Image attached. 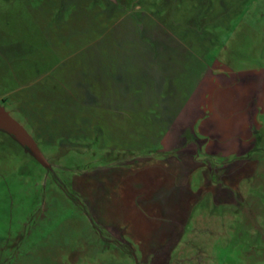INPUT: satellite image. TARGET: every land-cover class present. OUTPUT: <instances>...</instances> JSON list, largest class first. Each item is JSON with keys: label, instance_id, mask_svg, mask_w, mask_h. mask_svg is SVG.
<instances>
[{"label": "rangeland", "instance_id": "rangeland-1", "mask_svg": "<svg viewBox=\"0 0 264 264\" xmlns=\"http://www.w3.org/2000/svg\"><path fill=\"white\" fill-rule=\"evenodd\" d=\"M77 1L83 7L89 0ZM90 6L89 17L76 22L84 33L88 25L96 29L95 37L81 33L82 42L102 36L92 54L63 61V52L38 32L42 12H28L22 0H0V43L12 38L31 48V79L41 85L109 82L114 94L133 97L125 108L130 116L141 90L144 112L129 118L141 128L123 134L127 145L104 151V131L95 140L79 139L87 131L60 130L53 107L46 128L30 131L0 100L48 163L41 166L0 131V264H264V0H95ZM190 62V75H172ZM178 78L175 92L170 81ZM189 85L192 124L168 132L180 142L184 137V145L171 146L157 129L165 123L163 107L184 101L176 94ZM158 160L167 162L161 171L179 187L188 186L193 171L190 207L177 213L184 217L171 234L164 226L135 242L119 204L90 210L88 187L99 186L100 168L129 173Z\"/></svg>", "mask_w": 264, "mask_h": 264}, {"label": "crops", "instance_id": "crops-1", "mask_svg": "<svg viewBox=\"0 0 264 264\" xmlns=\"http://www.w3.org/2000/svg\"><path fill=\"white\" fill-rule=\"evenodd\" d=\"M62 1L22 0V4L23 9L28 10V12L33 13L34 9L42 12L35 18L39 26L42 23L38 32L43 36L45 35V40H49V43L57 51L63 52V61L70 60V56H77L76 54H80L81 51H85L86 54H89V52L92 54V51L98 49V45L103 38L100 36L99 42L98 39L93 42H82L81 38H79L81 37V33L83 36L89 34L95 37L96 29H91L88 25V31L84 33L76 21L79 17L85 19L89 17L90 5L92 4L93 7L95 0H89L83 7L77 0H65V3H62ZM31 3L35 5L31 6ZM16 42L19 41L8 38L4 44L0 43V100L3 102L7 99L4 102L8 108L14 113L20 114L22 121L30 131L44 130L46 128V123H50V116H48L50 107L57 109L58 113L60 112L59 118H62V123L59 124L61 126L60 130L69 133H76L81 130L87 131L84 134L77 133L76 135L79 139L95 140L98 137V133L96 132L98 130L104 131L105 134L102 137L108 139V142L106 141L100 145L104 151L115 146L127 145L125 142L128 132L137 131L141 128L138 126V123L130 124L131 122L129 121L130 117L137 116L140 111L141 115L144 112V103L142 105V101H139L142 98L141 93H143L141 90H138L136 94L134 93L136 108L132 109L134 111L130 110L132 113V116H130V112H127L125 108L130 104L128 99H132L133 97L129 98V95L127 96L125 93L120 95L119 93L114 94L109 82L98 80V83L97 81L93 82V80H90L87 87L82 86V83L71 87L62 82L41 85L38 81L31 79L30 73L33 68L32 59L29 57V52L32 51L31 48L29 50V46L26 44L19 45L20 43ZM91 59H93L91 56L85 58V60ZM193 66L191 62L189 64L184 63L180 72L177 73L176 71L172 75L177 77L179 75V77L190 75L193 71ZM159 68H161V65ZM200 72L198 71L197 74L196 71V75L199 76ZM172 75L168 74L170 77ZM177 80L179 78L174 80V82L170 81L175 92L180 88ZM10 84L15 86L12 87ZM193 93L194 87L193 85H189L183 93L176 94L180 100L184 99V101H180L174 109L171 107L169 109L167 105V110H165L166 104L163 107L165 123L159 124L162 127H158L157 129L160 132V137L163 135V138L170 140L171 146L177 144L182 146L185 144L184 137H181L183 142H180V139H175L176 134L173 137L169 136L168 132L187 130L184 124L186 122L191 123V119L188 116L193 107V97L191 95ZM68 99L72 101L69 107L66 104V100ZM53 100L55 101L52 103L51 101ZM113 100L117 101L114 105L118 106L116 110L120 111L121 116L113 108ZM125 100H127V104ZM131 102L134 103V101ZM152 102L155 103L153 99ZM45 106H48L47 109ZM122 107L123 109H121ZM123 112H126L128 116L126 117ZM191 128L189 127V130ZM37 136L38 138L43 137L42 135ZM168 144L166 142L165 144L159 143L161 147ZM155 163H157L156 166H140L135 171L129 170V173L124 172V170L127 171V168L109 167L104 170L100 168L102 171L100 172L101 175L98 176L100 181L99 186L97 184L93 186L90 183L88 187L90 210L96 208L108 210L109 205L119 204L120 209L124 212L121 222L124 223L126 228H129L128 231L135 242H140L141 240H143L142 242H146L151 231L154 229H156L155 231H160L164 226L166 230L164 232L171 234L175 227L174 224H176H173V222H177V218L180 215H177V213L179 211L183 212L190 207L189 201L191 200L190 196L193 191L189 186V182L194 174L193 171L188 173V186L179 187L175 180L171 183L170 176L161 171V168L165 167L167 162L158 160ZM152 212L153 214H151ZM179 217L183 218L184 215ZM164 221H168L171 224L163 225Z\"/></svg>", "mask_w": 264, "mask_h": 264}, {"label": "water", "instance_id": "water-1", "mask_svg": "<svg viewBox=\"0 0 264 264\" xmlns=\"http://www.w3.org/2000/svg\"><path fill=\"white\" fill-rule=\"evenodd\" d=\"M0 130L11 136L20 146L25 148L37 163L43 167H48V163L32 138L2 107H0Z\"/></svg>", "mask_w": 264, "mask_h": 264}, {"label": "trees", "instance_id": "trees-1", "mask_svg": "<svg viewBox=\"0 0 264 264\" xmlns=\"http://www.w3.org/2000/svg\"><path fill=\"white\" fill-rule=\"evenodd\" d=\"M137 26H138V29H139L140 28V25L138 24Z\"/></svg>", "mask_w": 264, "mask_h": 264}]
</instances>
